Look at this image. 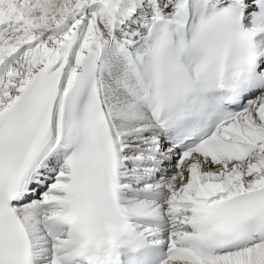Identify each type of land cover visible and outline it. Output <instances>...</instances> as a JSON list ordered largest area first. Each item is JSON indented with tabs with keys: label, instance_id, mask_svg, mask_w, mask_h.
I'll list each match as a JSON object with an SVG mask.
<instances>
[{
	"label": "snow or ice",
	"instance_id": "snow-or-ice-1",
	"mask_svg": "<svg viewBox=\"0 0 264 264\" xmlns=\"http://www.w3.org/2000/svg\"><path fill=\"white\" fill-rule=\"evenodd\" d=\"M0 264H264V0H0Z\"/></svg>",
	"mask_w": 264,
	"mask_h": 264
}]
</instances>
